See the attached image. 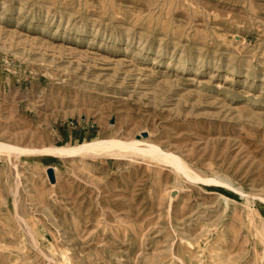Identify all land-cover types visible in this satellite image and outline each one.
I'll return each instance as SVG.
<instances>
[{
  "label": "rangeland",
  "instance_id": "rangeland-1",
  "mask_svg": "<svg viewBox=\"0 0 264 264\" xmlns=\"http://www.w3.org/2000/svg\"><path fill=\"white\" fill-rule=\"evenodd\" d=\"M93 137L219 182L3 150L0 264H264V0H0V141Z\"/></svg>",
  "mask_w": 264,
  "mask_h": 264
},
{
  "label": "bare ground",
  "instance_id": "bare-ground-1",
  "mask_svg": "<svg viewBox=\"0 0 264 264\" xmlns=\"http://www.w3.org/2000/svg\"><path fill=\"white\" fill-rule=\"evenodd\" d=\"M7 150L8 153H30L46 154L51 156L66 157L72 155L84 154H113L119 155L126 152L134 155L147 156L162 162L172 164L179 174H184L191 179H203L212 182H219L212 177H202L193 171L182 157L174 152L163 150L159 145L148 142L144 143L143 139L130 138L128 140L118 137H93L89 140H83L77 143L50 144L40 147L20 146L0 141V152ZM58 177V167L52 166ZM211 182V183H212ZM220 184V183H219ZM263 198V197H262ZM264 199V198H263ZM262 199V200H263Z\"/></svg>",
  "mask_w": 264,
  "mask_h": 264
},
{
  "label": "water",
  "instance_id": "water-1",
  "mask_svg": "<svg viewBox=\"0 0 264 264\" xmlns=\"http://www.w3.org/2000/svg\"><path fill=\"white\" fill-rule=\"evenodd\" d=\"M47 172H48V176H49L50 180H51L52 182H54V181H55V172H54V168H53L52 166H49V167L47 168Z\"/></svg>",
  "mask_w": 264,
  "mask_h": 264
}]
</instances>
